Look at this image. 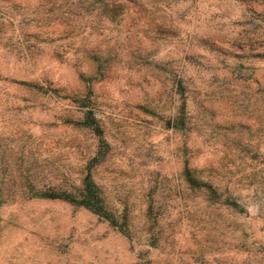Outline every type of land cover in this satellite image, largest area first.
<instances>
[{
    "label": "rangeland",
    "instance_id": "374dc122",
    "mask_svg": "<svg viewBox=\"0 0 264 264\" xmlns=\"http://www.w3.org/2000/svg\"><path fill=\"white\" fill-rule=\"evenodd\" d=\"M0 264H264V0H0Z\"/></svg>",
    "mask_w": 264,
    "mask_h": 264
},
{
    "label": "trees",
    "instance_id": "16d2710c",
    "mask_svg": "<svg viewBox=\"0 0 264 264\" xmlns=\"http://www.w3.org/2000/svg\"><path fill=\"white\" fill-rule=\"evenodd\" d=\"M105 1V0H100ZM113 1H120V0H113ZM84 110V116L82 121L78 122L77 125L82 127H86L90 129L96 136H98L99 141V150L96 157L92 159V161L97 160L100 156H104L107 144L104 141L102 136V130L98 124V121L95 119L93 112L88 108V106H82ZM180 115L176 121V123H171L167 121V125L170 127H182L184 125V117L183 111L184 108L181 106ZM188 181L190 183H194L190 177L187 175ZM208 190H211V186H208ZM30 197L31 198H38V199H48V200H63L66 201L74 206L83 207L92 213L96 214L100 218L108 221L111 225L118 226L116 219L113 215L107 210L104 199L102 197L101 191L99 187L95 184L92 179L90 166L86 169V174L82 178L80 186L73 192H66V191H54L51 189L47 190H34V188L29 189ZM229 207L236 208L237 204L235 202H225Z\"/></svg>",
    "mask_w": 264,
    "mask_h": 264
}]
</instances>
